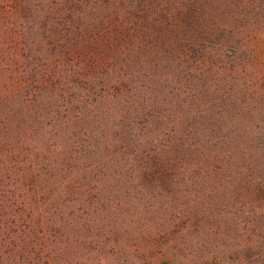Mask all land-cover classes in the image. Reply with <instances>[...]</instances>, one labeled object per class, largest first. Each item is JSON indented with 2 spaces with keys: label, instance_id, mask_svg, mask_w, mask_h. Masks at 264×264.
I'll list each match as a JSON object with an SVG mask.
<instances>
[{
  "label": "trees",
  "instance_id": "16d2710c",
  "mask_svg": "<svg viewBox=\"0 0 264 264\" xmlns=\"http://www.w3.org/2000/svg\"><path fill=\"white\" fill-rule=\"evenodd\" d=\"M31 1L17 20L22 84L0 99V157L13 161L9 168L0 158V264H148L111 242L116 221L139 216L157 236L171 233L183 205L180 188L202 178L227 193L219 201L229 204V264H264V92L244 112L248 85L230 86L229 133L220 138L186 128L182 113L171 118L181 130H145L150 117H136L132 72L115 58L151 44L159 51L167 36L178 37L174 45L184 52L187 44L202 46L205 35L194 34L201 0ZM17 97L29 114L14 115ZM221 138L229 144L218 151L212 143ZM172 179L180 184L153 192V184ZM122 188L128 195L121 202L115 195ZM195 214L189 208V220ZM35 232L48 234L50 250L45 241L33 259ZM216 260L191 263L221 264Z\"/></svg>",
  "mask_w": 264,
  "mask_h": 264
},
{
  "label": "rangeland",
  "instance_id": "374dc122",
  "mask_svg": "<svg viewBox=\"0 0 264 264\" xmlns=\"http://www.w3.org/2000/svg\"><path fill=\"white\" fill-rule=\"evenodd\" d=\"M34 2L32 0L28 5L32 7ZM201 2L200 27L194 34L199 38L200 35H205L202 46L189 47L187 44L184 52L178 45H174L181 43L178 37L173 41L167 36L159 51L156 44H151L155 48H137L128 56L127 53L123 58L121 55V59L115 57L118 67L122 68L127 62L126 69L132 72L131 82L136 93L132 99L133 105H141L137 108L136 117H141L143 113V116L150 117V125L143 127L144 121H141V127L145 130H181L184 126L174 124L171 118L182 113L186 128H195L202 134L213 133L220 138V135L229 133V113L233 110L229 106L230 86L248 85V94L244 95L248 107L243 109L244 112H248L250 106L254 109V103L264 92V0ZM25 5L26 0H0V24H4L0 39L5 41V48L0 47V99H6L7 95L22 84L23 66L19 67L16 59L20 54L21 57L25 54L18 48L17 20ZM235 69L239 73L230 76ZM19 76H22L21 79ZM119 78L120 74L114 73L112 83L115 82L118 86ZM98 91L103 92V89ZM112 92L116 93L117 90ZM242 99L241 96L240 100ZM18 102H22L21 98L11 101L14 115L18 112L19 115L31 112L21 105L22 109H19ZM131 109L134 113L132 105ZM77 111L76 104L73 115ZM161 114H164L163 123L155 120ZM212 144L220 151L227 149L229 143L222 142L221 138ZM2 161L7 167L13 166L12 160ZM19 163L25 164L23 159ZM15 169L17 171L18 168ZM15 169L12 168V171ZM16 173H13L14 177H18ZM178 184L180 181L172 179L160 185H150L156 193L163 186L173 187ZM183 185L184 188H180L179 192L181 198H184L181 214L172 217L176 220L172 226L176 228L175 231L157 236L158 228L137 216L135 220H126L124 223L116 221L113 232H110L111 242H115V246L121 251L137 256L148 264H192L191 261L205 257L211 262L217 259L221 264H229V204H221L219 201L227 193H223L224 189L221 187L216 189L213 182L203 178L194 183L187 181ZM117 187L118 184H114L111 189ZM105 191L106 189L103 193ZM127 195V190L122 188L116 192L115 197L122 202ZM130 196L131 199L139 198L134 193ZM156 199V195H153L149 203ZM134 208L131 206L128 212L126 209L119 211L134 214ZM189 208L196 213V218L192 220L188 218ZM152 209L153 206H150L148 210ZM123 217L120 216L119 219ZM218 217L222 223H211ZM217 231L223 233L221 238L217 237ZM45 241L47 250H50L48 234L40 235L35 232L30 238L28 249H32L30 255L33 259L39 255Z\"/></svg>",
  "mask_w": 264,
  "mask_h": 264
}]
</instances>
